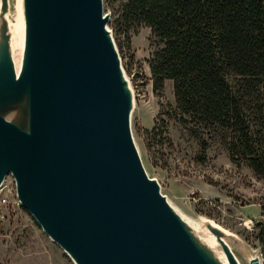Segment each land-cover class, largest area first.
<instances>
[{
    "label": "water",
    "instance_id": "water-1",
    "mask_svg": "<svg viewBox=\"0 0 264 264\" xmlns=\"http://www.w3.org/2000/svg\"><path fill=\"white\" fill-rule=\"evenodd\" d=\"M0 0V187L74 264H238L258 255L178 212L149 177L131 131L134 95L103 0H22L12 47Z\"/></svg>",
    "mask_w": 264,
    "mask_h": 264
},
{
    "label": "trees",
    "instance_id": "trees-1",
    "mask_svg": "<svg viewBox=\"0 0 264 264\" xmlns=\"http://www.w3.org/2000/svg\"><path fill=\"white\" fill-rule=\"evenodd\" d=\"M114 35L147 28L153 93L173 83L179 123L205 162L217 142L264 182V0H117ZM116 40V39H115ZM118 46V45H117ZM168 106L167 111L163 107ZM168 121L143 133L168 140Z\"/></svg>",
    "mask_w": 264,
    "mask_h": 264
},
{
    "label": "rangeland",
    "instance_id": "rangeland-1",
    "mask_svg": "<svg viewBox=\"0 0 264 264\" xmlns=\"http://www.w3.org/2000/svg\"><path fill=\"white\" fill-rule=\"evenodd\" d=\"M10 20L16 14V0H8ZM104 15L109 13V30H114L117 0H103ZM113 33V32H112ZM121 64L133 89L134 109L131 131L143 166L150 178L156 179L161 193L183 216L196 223L208 236L204 221L235 236L250 252L264 251V182L244 164L236 166L217 142L210 143L205 162L197 161L198 145L174 120L160 116V105L175 106L173 83L166 80L162 95L153 93L148 59L152 48L150 32L140 27L135 32L114 35ZM168 106L163 107L167 111ZM168 121V140L149 138L150 131ZM213 237V236H212ZM240 264H249V254L241 253L226 240ZM0 264H74L48 238L23 209L16 198L12 177L7 176L0 188Z\"/></svg>",
    "mask_w": 264,
    "mask_h": 264
},
{
    "label": "bare ground",
    "instance_id": "bare-ground-1",
    "mask_svg": "<svg viewBox=\"0 0 264 264\" xmlns=\"http://www.w3.org/2000/svg\"><path fill=\"white\" fill-rule=\"evenodd\" d=\"M16 14L13 17V20H16V23L12 22L10 20V15L8 14V24L11 29V36H12V47L13 50L16 52L17 50H20V46L22 48L23 45V37H24V30H23V21H22V0H16ZM127 77V76H126ZM129 81V80H128ZM129 87L131 90V84L129 82ZM133 91V89H132ZM137 147V146H136ZM139 153V152H138ZM141 158V157H140ZM151 179V178H150ZM5 181V180H4ZM4 183V182H3ZM3 186V184H2ZM1 186V187H2ZM0 187V188H1ZM52 241V240H51ZM220 262L225 264L224 258H217ZM237 259V258H236ZM238 262V260H237ZM238 264H240L238 262ZM261 264V263H260Z\"/></svg>",
    "mask_w": 264,
    "mask_h": 264
},
{
    "label": "built area",
    "instance_id": "built-area-1",
    "mask_svg": "<svg viewBox=\"0 0 264 264\" xmlns=\"http://www.w3.org/2000/svg\"><path fill=\"white\" fill-rule=\"evenodd\" d=\"M261 264H264V251L261 252Z\"/></svg>",
    "mask_w": 264,
    "mask_h": 264
}]
</instances>
